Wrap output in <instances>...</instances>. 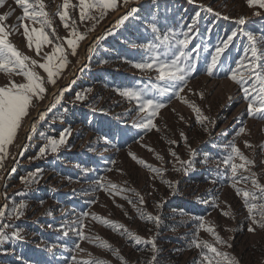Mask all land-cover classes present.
Wrapping results in <instances>:
<instances>
[{"label":"rangeland","instance_id":"374dc122","mask_svg":"<svg viewBox=\"0 0 264 264\" xmlns=\"http://www.w3.org/2000/svg\"><path fill=\"white\" fill-rule=\"evenodd\" d=\"M43 3L51 21L45 30L54 44L43 45L39 55L20 26L22 8L15 0L0 6V14L11 13L4 24L23 54L43 63L56 42L67 53L55 84L39 63L32 66L46 92L33 98L13 141L0 152V232L7 237L0 240V264H204L206 249L196 247V240L214 244L234 264H264V228L251 219L259 215L250 214L237 194L239 188L262 195L252 179L264 185V117L248 113L249 98L228 73L238 62L248 64L250 35L264 57V8L247 0H115L102 17L93 9L96 18L81 21L79 0H69L68 23L85 35L73 50L64 38L76 37L58 15L64 0ZM107 24L84 57L88 39ZM153 24L161 35L172 30L183 39L179 34L187 33V50L197 44L200 49L190 58L196 67L179 84L182 91H151L164 107L153 117L156 127L144 129L136 127L142 115L136 101L121 91L169 86L156 80L155 71L133 66L147 58ZM233 32L209 75L215 48ZM12 81L26 79L0 70V86ZM39 109L42 118L34 117ZM61 135L65 142L52 152L51 140ZM233 147L254 161L238 169L236 179L223 163L234 156ZM234 162L242 163L235 156ZM141 213L159 217L158 223ZM67 224H73L70 236L61 235ZM17 231L22 239L12 235Z\"/></svg>","mask_w":264,"mask_h":264},{"label":"snow or ice","instance_id":"6c2138e0","mask_svg":"<svg viewBox=\"0 0 264 264\" xmlns=\"http://www.w3.org/2000/svg\"><path fill=\"white\" fill-rule=\"evenodd\" d=\"M4 2L5 0H0V6ZM15 3L23 10L22 16L18 19L20 26L23 28V33L27 38L28 46L31 48L34 44L35 50L39 55L43 45L54 44V39L45 30L46 27L51 25V21L48 19L49 14L45 10L43 0H15ZM247 3L249 6L258 5L260 8H264V0H247ZM114 4L115 0H79L80 20L95 19L96 17L90 15V10L93 9H100V17H102L104 15L103 10L111 8ZM69 7V0H64V10L60 11L58 15L64 21L63 26L70 29L71 35L76 37L64 38L71 49L75 50L78 41L85 39V35L76 34L75 22L72 24L68 23L70 19ZM209 10L211 11V9ZM10 15L11 13L0 14V70L10 74L15 72L18 75H22L26 79V82L18 84L12 81L7 86H0V152L4 151L6 144H10L13 141L20 126L21 119L27 115L33 98L42 99L43 93L46 92L43 78L32 67L39 62L23 54L9 40L10 31L5 26L4 21ZM26 20L39 23L40 27L33 26L30 29L29 25L25 23ZM245 22V18L243 17L238 21L241 25L245 24ZM52 31L54 32L55 29L53 28ZM152 32L155 34L154 39L145 45L148 53L147 58L142 59L140 62H133V66L141 71H155L157 73L156 80L166 81L169 86L167 88H161L159 85H153L151 89L127 86L121 91V95L127 97L129 100L136 101L138 114H142L140 115L141 122L137 123L136 127L144 129L156 127L153 122V117L157 115L160 108L164 107L162 103L150 95L151 91L154 90L160 94L164 92H175V94H178L179 91H182V88H179V84L186 83L188 74L194 71L196 67L190 58L193 52H197L200 49V45L197 44L191 51L187 50L191 41V37L187 33L179 34L184 37L183 39L178 38V35L172 30L161 35L159 34L160 30L154 24L152 25ZM236 35L237 33L233 32L228 36L223 47L217 46L215 48V54L211 56L210 63L206 69L209 75L213 74L214 69L217 68L221 54ZM58 39L56 38V40ZM249 39L252 41L253 47L251 49L252 56L248 64L244 65L242 61L238 62L235 68L228 69V73L230 79L243 86L242 91L250 101L248 104V113L253 116L264 117V64L259 62L264 57L258 53V49L255 47L257 38L250 35ZM261 39H264V37H261ZM66 56L65 47L61 43L56 42L53 51L44 55L45 62L39 63V67L47 73V77L51 83H56L55 77L65 67ZM249 80L252 82L248 83ZM82 98L80 94H77V99ZM196 111L199 112L200 110L197 108ZM239 131L243 133L245 129L241 128ZM64 142V135H61L59 140L52 139L50 145L51 151L56 152L58 146ZM245 143L248 145V142ZM44 151L45 149L41 148V153ZM233 153L235 157H239L242 163H235L233 155H229L224 159L223 163L225 166H230L232 178L236 179L238 169L247 170L246 166L254 163V161H250L247 157L243 156L238 147H233ZM141 163L146 162L141 161ZM186 163L191 167V161ZM240 179L247 181L249 177L241 176ZM252 184L259 189L262 195L257 196L255 192L241 190L239 188H237V194L244 198V203L250 214L257 213L259 215V219H257V215H251L253 223L264 228V202L259 204L253 202L257 200L264 201V185H261L258 179L255 178L252 179ZM111 187L113 189L117 188L116 185H112ZM233 187H235V184ZM129 202L131 203V201ZM140 203H144L142 198ZM19 214L22 215V213ZM224 214L227 215V213ZM0 215H3V213H0ZM141 217L157 223L159 221V217H153L150 214L141 213ZM201 226L203 227V224ZM207 230L213 232L211 227ZM249 230L254 231L255 229L250 228ZM12 235L17 239H22L18 231L13 232ZM216 238L218 241L223 242L218 235ZM2 239H7V237L0 232V240ZM195 246L206 249L202 254L204 264H221V260L218 259L220 257H223V264H234L228 258L227 254L218 251L217 247L212 243L196 240ZM153 247H155L154 243ZM73 260L75 261V257H73ZM80 264H91V262L81 261Z\"/></svg>","mask_w":264,"mask_h":264},{"label":"bare ground","instance_id":"6f19581e","mask_svg":"<svg viewBox=\"0 0 264 264\" xmlns=\"http://www.w3.org/2000/svg\"><path fill=\"white\" fill-rule=\"evenodd\" d=\"M108 25L109 24H107L106 26H104V28L102 29V31H99V32L91 35V37L88 39V41L86 42L85 47L83 49L84 57H86L87 54H89V52L91 51V49L96 45V41H97L98 37L106 29V27ZM56 89L59 90L60 89V86L57 85ZM40 112H42V111H40V109H39L37 111V114L34 117L39 116V118H42V114ZM25 131H27V129Z\"/></svg>","mask_w":264,"mask_h":264},{"label":"trees","instance_id":"16d2710c","mask_svg":"<svg viewBox=\"0 0 264 264\" xmlns=\"http://www.w3.org/2000/svg\"><path fill=\"white\" fill-rule=\"evenodd\" d=\"M17 191H19V190H17ZM73 224H67V227L66 228H64L63 230H59V233L61 234V235H67V236H70V234H64V233H70V232H72V229H73ZM65 231V232H64Z\"/></svg>","mask_w":264,"mask_h":264}]
</instances>
